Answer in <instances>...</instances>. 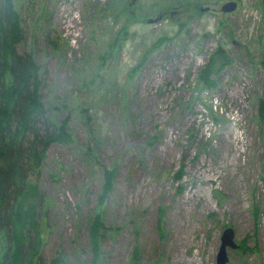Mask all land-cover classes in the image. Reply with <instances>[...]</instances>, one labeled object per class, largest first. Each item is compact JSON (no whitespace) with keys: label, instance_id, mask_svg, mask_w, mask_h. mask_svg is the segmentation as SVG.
<instances>
[{"label":"rangeland","instance_id":"rangeland-1","mask_svg":"<svg viewBox=\"0 0 264 264\" xmlns=\"http://www.w3.org/2000/svg\"><path fill=\"white\" fill-rule=\"evenodd\" d=\"M15 5L17 51L33 55L42 102L74 137L29 179L51 200L44 263L93 264L99 211L98 264H216L228 226L239 247L227 264H264V0ZM218 46L232 63L208 87L199 73Z\"/></svg>","mask_w":264,"mask_h":264},{"label":"trees","instance_id":"trees-1","mask_svg":"<svg viewBox=\"0 0 264 264\" xmlns=\"http://www.w3.org/2000/svg\"><path fill=\"white\" fill-rule=\"evenodd\" d=\"M23 40L15 0H0V264H45L40 247L45 243L43 232L50 227L51 200L29 179L52 144L74 140L67 119L59 123L49 116L42 102L40 66L31 53L17 51ZM231 63V55L218 46L200 69L201 82L214 87L217 82L212 76ZM259 110L264 117V100ZM104 175L102 199L113 187L115 169H106ZM105 230L103 212L96 211L89 222L93 264H98V244ZM59 262L56 258L49 264Z\"/></svg>","mask_w":264,"mask_h":264},{"label":"water","instance_id":"water-1","mask_svg":"<svg viewBox=\"0 0 264 264\" xmlns=\"http://www.w3.org/2000/svg\"><path fill=\"white\" fill-rule=\"evenodd\" d=\"M237 7V2L236 1H228L225 4H223L221 10L223 12L227 11H233ZM208 8H201V10H205ZM162 15H159L157 18H150L149 22H156L158 21ZM239 245L235 240V232L234 229L230 226L226 227L221 235V244L217 253V261L216 264H227L229 261V256H228V248H238Z\"/></svg>","mask_w":264,"mask_h":264}]
</instances>
